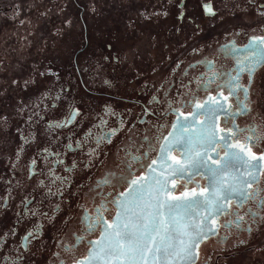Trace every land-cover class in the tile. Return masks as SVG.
<instances>
[{
    "label": "snow or ice",
    "instance_id": "1",
    "mask_svg": "<svg viewBox=\"0 0 264 264\" xmlns=\"http://www.w3.org/2000/svg\"><path fill=\"white\" fill-rule=\"evenodd\" d=\"M257 31L264 0H15L0 13V164L8 173L0 175V264H38L41 221L79 225L58 231L44 264H264V151L253 150L264 146ZM241 35L247 42L237 44ZM218 55L231 66L218 69ZM201 65L177 87L190 99H173L175 73ZM89 81L104 92L122 85L127 103L88 107L79 89ZM157 105L175 114L172 130L155 137L158 148L137 127L151 123L145 117ZM238 115L251 117L243 129ZM101 156L112 166L73 190L77 172L104 166ZM81 243L89 247L77 257Z\"/></svg>",
    "mask_w": 264,
    "mask_h": 264
},
{
    "label": "flooded vegetation",
    "instance_id": "2",
    "mask_svg": "<svg viewBox=\"0 0 264 264\" xmlns=\"http://www.w3.org/2000/svg\"><path fill=\"white\" fill-rule=\"evenodd\" d=\"M138 3L143 4L145 6H151V4L156 3V0H137ZM0 3H4V2H0ZM13 3V2H12ZM5 4V3H4ZM1 8V7H0ZM10 12L9 10H5L3 11V9H0V13H8ZM256 35H262L264 33H261L259 31H257L255 33ZM247 42V36L241 35L239 37L236 38V43L237 44H244ZM181 59H185L184 56L180 57ZM198 58V57H197ZM192 57H187L186 62H185V67L188 61L192 60ZM232 64V60L230 57H225L223 55H218L217 56V68L218 69H226L228 67H230ZM183 71V69L178 70L177 73H175V77L177 80V85L173 86L171 89V95L173 99H183L185 101L190 99V94H186L182 97H177V87L178 85L182 82L183 84H188L189 80L192 79L193 75L196 72H201L204 71V67L198 66L195 69H190L189 70V75L187 77H183L181 76V72ZM115 75V79L117 81H121L123 79V77L126 75L123 71H119L118 73L114 74ZM259 78V77H258ZM82 79L84 80H88L87 76L82 77ZM158 79V77H157ZM171 79V77L169 78ZM189 87L194 91L196 96H199L201 98H203L206 93L204 92L203 89L199 90V91H195L196 90V83L193 82L189 85ZM212 88H215V85H212ZM87 90V96L90 97V100L88 102V107L91 108H95L98 110V106L102 103H104L105 101L111 102L116 104L118 107H123L127 101H121L119 99V93L121 91H124V88L122 87V85L118 84L116 89L111 90L110 92H104L102 90H100V86L98 84H92L91 81H89V83L87 85L82 84L80 85V94L83 95L84 94V90ZM179 91L181 93H187V89L185 88H179ZM225 94H227L225 92ZM141 96L143 94H140ZM77 98H79V96H77ZM141 103H143V100H141ZM128 106H132L131 104H128ZM178 106V105H177ZM156 107V114L155 115H149L148 117H145L146 120L151 121V123L149 124H144V125H137V127L141 130V132L143 133L145 131V129L148 130V134L153 137V144L156 148H158V142L155 140L156 136H164L167 135L168 132L171 129V125L173 120L175 119V114L171 113L170 111L165 112L164 111V106H155ZM134 111L136 113L140 112V107H135ZM182 111H191L190 107H186L183 108ZM221 121L224 120V117L220 118ZM251 122V117L248 115H238L236 117V123L239 125L240 128H245L249 123ZM154 124H163L164 128L160 129V128H153L152 125ZM228 125H231V120L228 121ZM223 126V124H222ZM245 133L241 132L238 135V139L245 144V146H247V141H244L243 137H244ZM114 150V148H113ZM253 150L260 152V151H264V146H253ZM73 155L76 156V158H80L79 156V151H76ZM152 155L154 156L155 153H152ZM71 159V156L69 157V160ZM113 157H108L107 159H105V157L101 156L100 160L105 161L104 166H101L99 164V161L97 162V166L94 167L91 172L88 171H84V172H77L74 180L75 183L73 185H70V187L75 190V184H79L81 182H87L88 181V177L92 176L93 178H95L97 175L101 174L103 167H111L113 164ZM142 171V169H141ZM139 174V172L137 173ZM0 175L3 176H7L8 173L6 171V167L4 164H0ZM123 187H126V185L121 186V189ZM66 211L65 214H67L68 211H72L74 214L76 212L75 209H67V206L65 205ZM47 210V209H45ZM110 218V217H109ZM42 224H44V233H43V240L45 242L46 245V249H45V255L43 257L41 256H37L34 259H36L38 261V264H44V260L47 258V255L50 253V251H56V245H55V240L54 238L57 236L58 231L63 233V232H70L71 230H75L77 227H79L78 224H76L74 221L70 223L68 228H61L60 222L57 221L55 227H53L52 225L48 224L46 221H41ZM21 234H23V228H21L20 230ZM98 235V233L94 234L93 236H91L90 238H95V236ZM13 240L17 239V238H12ZM68 242L72 243L74 241H72L71 237L69 236L68 238ZM10 246H11V240H10ZM89 247V245H87V243H81L80 245H78V247L74 250L75 255L77 257L86 255L87 252V248ZM0 251H2V249H0ZM35 251V249H34ZM62 259H67L68 256L66 254H62ZM27 264V262H26Z\"/></svg>",
    "mask_w": 264,
    "mask_h": 264
},
{
    "label": "rangeland",
    "instance_id": "3",
    "mask_svg": "<svg viewBox=\"0 0 264 264\" xmlns=\"http://www.w3.org/2000/svg\"><path fill=\"white\" fill-rule=\"evenodd\" d=\"M0 2H4V3H0V9H3V11L5 10H9L11 11V5L13 3H15V0H0ZM13 2V3H12Z\"/></svg>",
    "mask_w": 264,
    "mask_h": 264
}]
</instances>
